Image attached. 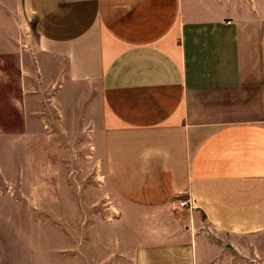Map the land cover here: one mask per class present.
<instances>
[{
  "label": "crops",
  "instance_id": "obj_1",
  "mask_svg": "<svg viewBox=\"0 0 264 264\" xmlns=\"http://www.w3.org/2000/svg\"><path fill=\"white\" fill-rule=\"evenodd\" d=\"M259 8L0 0V56L17 58L23 99L33 82L90 92L95 173L112 197L72 264H264Z\"/></svg>",
  "mask_w": 264,
  "mask_h": 264
},
{
  "label": "rangeland",
  "instance_id": "obj_2",
  "mask_svg": "<svg viewBox=\"0 0 264 264\" xmlns=\"http://www.w3.org/2000/svg\"><path fill=\"white\" fill-rule=\"evenodd\" d=\"M16 63L0 56V264H72L112 197L95 173L90 92L33 82L23 99Z\"/></svg>",
  "mask_w": 264,
  "mask_h": 264
},
{
  "label": "built area",
  "instance_id": "obj_3",
  "mask_svg": "<svg viewBox=\"0 0 264 264\" xmlns=\"http://www.w3.org/2000/svg\"><path fill=\"white\" fill-rule=\"evenodd\" d=\"M177 201L178 206L180 207H186L191 205V201H189L187 198H179Z\"/></svg>",
  "mask_w": 264,
  "mask_h": 264
}]
</instances>
